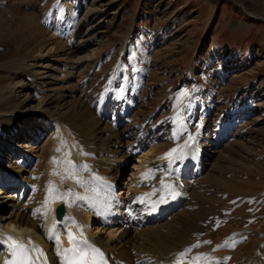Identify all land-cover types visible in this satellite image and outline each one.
Returning <instances> with one entry per match:
<instances>
[{"label":"rangeland","instance_id":"1","mask_svg":"<svg viewBox=\"0 0 264 264\" xmlns=\"http://www.w3.org/2000/svg\"><path fill=\"white\" fill-rule=\"evenodd\" d=\"M89 8L101 12L83 21ZM94 24L88 49L77 54L80 29ZM84 55L68 111L39 119L71 130L122 193L138 158L154 161L142 188L176 203L141 229L155 231L137 254L126 250L132 261L159 264L155 247L174 255L199 244L186 264L196 256L205 264L212 256L264 264V0H0V130L20 122L23 85L36 87V101H53L67 90L40 76ZM47 131L41 143L54 140L37 173L46 179L57 143ZM189 136L203 163L191 175L177 159ZM177 147L166 166L165 154ZM167 178L172 187L161 195ZM225 242L235 243L220 247Z\"/></svg>","mask_w":264,"mask_h":264},{"label":"bare ground","instance_id":"2","mask_svg":"<svg viewBox=\"0 0 264 264\" xmlns=\"http://www.w3.org/2000/svg\"><path fill=\"white\" fill-rule=\"evenodd\" d=\"M100 12L99 8H89L82 20L90 17L94 20V17ZM71 15L75 16V12H72ZM76 26L78 27V25ZM97 26L94 24L88 28L80 29L83 36L77 47V54L88 49L89 37L95 33ZM87 57L89 56L74 58L70 64L67 62L52 64L40 76L57 82L56 89L67 90L63 96L60 95L53 101H36V87L30 88L28 84L23 85V93L26 94L21 101L23 106L21 105L20 110L22 113L15 115L20 122H15L9 128L4 126L0 130V241H3L0 243V264H3L5 258L10 257L8 245L11 241L7 239L8 237L24 243L29 249L35 245L42 250L44 255H40L38 252L30 253L35 264H61L62 258L57 255L58 247L61 249L73 247L69 241L68 233H72L77 241L86 240L88 244L99 248L104 253L107 264H146V260L141 258L137 263H134L135 261H132V257L127 254L126 250L130 247L131 250L136 251V254L139 249L143 250L141 244H139L140 248H137L138 242H142L147 236L152 238L155 230L141 231V229L154 220H161L168 209L176 203L171 201L170 204L168 200L169 204H166V201L163 203L160 199L155 198L156 193L142 188L144 184L147 185V182L152 180L154 169L151 164L154 161H150L151 159H147L146 156L138 158L135 171L128 176L126 191L122 193V191L116 190L117 179L114 175L94 169L92 161L94 153L84 149L80 151L82 146L77 148L79 144L73 143L71 130L62 126L63 124L52 122L47 125L46 122L39 119L40 116H45L48 120L54 116L62 117L68 111L70 96L67 94L70 89L74 88L71 80L75 77V72L80 68L83 59ZM65 65H69L70 69L64 75ZM49 128H51L57 143L53 141L55 147L52 145L51 148H54V151L52 149L51 152H55L56 155L52 159L50 157L49 161V166L55 165V170L54 167L50 166L53 170L49 168L53 171V177H51V173V178L46 179L37 173L43 165H41L42 159L53 139L41 143ZM192 137L193 140L190 141V144L180 149L181 154L177 158L182 162V171H187L189 175H191L190 168L199 167L201 170L203 168V163H200L201 149L194 146L197 143L196 137ZM74 142L76 141L74 140ZM178 148L180 147L176 149ZM173 157L170 159L174 160ZM81 162L83 163L80 164ZM164 162L168 166L169 158H164ZM84 165L87 167H83ZM149 169L152 170L149 176L142 178V174L147 173ZM66 185L69 186L68 190L64 189ZM164 185H171L169 178L163 181V185L157 186L160 187L157 193L161 195L167 193L168 190L166 191L167 188ZM50 186H54L55 190L50 191ZM18 191H24V193L20 194ZM28 192H30L29 195ZM170 196L172 194L167 197ZM61 205L65 208V214L59 221L56 211ZM36 209H40V211L34 215ZM94 225H103L104 227L93 229ZM96 229L98 232H95ZM50 230H54L55 234L59 236V245L54 239L48 238ZM102 231L103 233H101ZM135 233H137L136 236L132 237ZM130 237H132L131 240ZM159 247H155L157 248L156 252L160 253V261L163 260L159 264H166L171 258V260L174 258L172 262L176 260L174 252V255H167L168 251L161 247L159 249ZM154 254V251H150L149 258L155 259ZM186 258H183L184 264L187 263ZM211 258L213 259L210 264L224 263L222 257L216 259L212 256Z\"/></svg>","mask_w":264,"mask_h":264},{"label":"snow or ice","instance_id":"3","mask_svg":"<svg viewBox=\"0 0 264 264\" xmlns=\"http://www.w3.org/2000/svg\"><path fill=\"white\" fill-rule=\"evenodd\" d=\"M193 140V137L189 136L188 141L185 142V146H188V143ZM177 152L176 148L171 149L168 153L165 154L164 158H169V162L171 163L172 160L170 158L173 157V154ZM71 164V161H69ZM83 167H87L84 165ZM151 169L147 173L142 174V178H146L151 173ZM55 174V173H54ZM77 183H80V181H77ZM163 185V181H161ZM164 187L171 189V185H164ZM54 186H50V191H54ZM174 195V193H173ZM161 202L163 201V197H161ZM47 203V201H45ZM40 209L34 210V215L36 212H39ZM49 239H54L57 245H59L60 240L59 236L55 234L54 230H50L48 234ZM69 241L73 244V247L68 249H61L58 247L57 249V255L60 256L61 264H107V261L104 257V253L97 247L88 244L86 240L77 241L76 238L73 236L72 233H68ZM11 243L8 245V250L10 253L9 258H5L3 260V264H35L34 259L30 255L32 252H38L40 255H44L42 250H40L38 247L33 245L31 249H29L24 243L17 242L13 240L11 237L7 238ZM0 243H3V241H0ZM31 243V241H29ZM205 243H210L206 241ZM234 243L232 245H228L227 242H225V245L223 246H234ZM199 244L192 245V248L199 247ZM192 248L185 249L184 251L176 254V260L173 262V264H184L183 258L187 256L189 252H191ZM205 257L202 256H196L193 257L191 264H199V261L201 259H204ZM46 259V258H45Z\"/></svg>","mask_w":264,"mask_h":264},{"label":"water","instance_id":"4","mask_svg":"<svg viewBox=\"0 0 264 264\" xmlns=\"http://www.w3.org/2000/svg\"><path fill=\"white\" fill-rule=\"evenodd\" d=\"M240 7H242V6H240ZM242 8H243V7H242ZM243 10H244V8H243ZM244 11H245V10H244ZM64 214H65V208H64L63 205H61V206L57 209V218H58L59 221L62 220Z\"/></svg>","mask_w":264,"mask_h":264}]
</instances>
